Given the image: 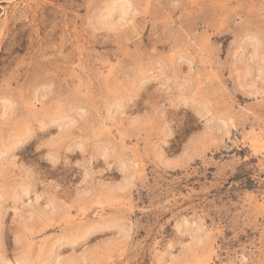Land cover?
Here are the masks:
<instances>
[{
  "label": "rangeland",
  "instance_id": "rangeland-1",
  "mask_svg": "<svg viewBox=\"0 0 264 264\" xmlns=\"http://www.w3.org/2000/svg\"><path fill=\"white\" fill-rule=\"evenodd\" d=\"M0 264H264V0H0Z\"/></svg>",
  "mask_w": 264,
  "mask_h": 264
}]
</instances>
